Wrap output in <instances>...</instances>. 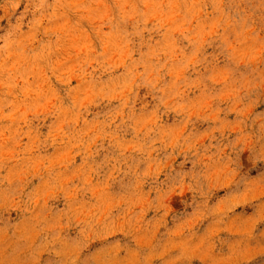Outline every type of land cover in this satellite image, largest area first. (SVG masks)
<instances>
[{"label":"rangeland","instance_id":"rangeland-1","mask_svg":"<svg viewBox=\"0 0 264 264\" xmlns=\"http://www.w3.org/2000/svg\"><path fill=\"white\" fill-rule=\"evenodd\" d=\"M261 157L264 0H0V264H264Z\"/></svg>","mask_w":264,"mask_h":264},{"label":"clouds","instance_id":"clouds-1","mask_svg":"<svg viewBox=\"0 0 264 264\" xmlns=\"http://www.w3.org/2000/svg\"><path fill=\"white\" fill-rule=\"evenodd\" d=\"M135 100L134 98L131 100V104H134ZM129 107V101L126 99L122 102V108ZM239 143V142H238ZM243 152V147H238L236 144L229 143L225 146V148H221L219 150V153L216 155L215 159L208 158L207 162L201 161L202 163H205V166L208 168L218 167V166H226L227 164L232 162V159L234 158L235 161L240 165L242 168L243 161L240 156V154ZM261 159H264V157H261ZM156 176L159 175V173H155ZM177 189L180 191H191L192 189L190 187H187L183 182L171 185L167 189L169 193L175 192Z\"/></svg>","mask_w":264,"mask_h":264}]
</instances>
